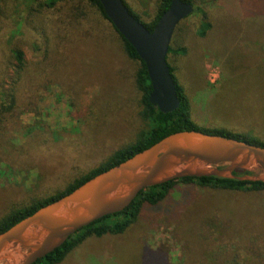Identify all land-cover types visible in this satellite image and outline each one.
I'll use <instances>...</instances> for the list:
<instances>
[{"label":"trees","instance_id":"16d2710c","mask_svg":"<svg viewBox=\"0 0 264 264\" xmlns=\"http://www.w3.org/2000/svg\"><path fill=\"white\" fill-rule=\"evenodd\" d=\"M122 1L149 31L171 2L150 0L139 12L136 0ZM182 1L193 7L187 17L199 14L197 32L204 37L211 22L206 20L200 0ZM183 21L175 29L166 56L180 104L176 110L164 113L149 102L152 88L144 61L115 29L99 0H0V163H5L13 173L28 172L33 167L38 170V178L30 188L17 183L0 185V232L174 132L197 129L264 146L256 136L200 128L192 120V101L179 84L174 65L178 55L186 51L183 46L174 47ZM23 45L34 51L35 59H25ZM89 83L99 85L100 91L79 114L78 131L55 133L45 124L38 127L36 122L37 126L32 127L22 123L20 113L36 110L51 84L72 97L78 88ZM70 104L76 105L74 98ZM126 112L130 117L124 119ZM123 120L132 122L127 133H116L108 127ZM234 174L252 173L237 169ZM179 186H184L180 200L186 208L202 199L207 204L221 201L230 207H264V182L217 176L183 177L142 189L124 210L79 229L33 264H60L88 238H119L135 226H145L143 212L158 209ZM213 220L206 223L214 233L212 250H202L211 258L204 256L205 259L211 264H260L253 262L250 255L255 254L252 245L263 238L264 232L239 241L216 229ZM228 238L230 242H226ZM246 248L247 256L239 260ZM225 254L231 257L226 259ZM145 255L141 264H158L161 259L153 252Z\"/></svg>","mask_w":264,"mask_h":264},{"label":"rangeland","instance_id":"374dc122","mask_svg":"<svg viewBox=\"0 0 264 264\" xmlns=\"http://www.w3.org/2000/svg\"><path fill=\"white\" fill-rule=\"evenodd\" d=\"M149 2L136 0L135 8L141 12ZM199 4L211 22L210 29L204 37L200 36L197 13L182 20L174 43V47L186 48L174 65L178 82L192 101V120L200 128L243 132L264 142V0H200ZM23 51L27 61L36 58L28 45H23ZM99 91L97 84H83L70 97L51 84L37 109L23 110L20 119L32 127L37 126L36 122L38 127L45 124L55 133L78 131L79 114ZM71 98L75 99V106L70 104ZM126 113L124 119L130 117ZM130 121L108 127L116 133H127ZM37 178L34 167L28 172L13 173L0 163V185L17 183L30 188ZM182 188L171 191L158 209L143 212L145 226H135L119 238H88L60 264H141L146 252L160 255L158 264H207L210 255L207 257L202 250L213 248V228L206 224L209 221L214 219L216 229L239 241L264 232V207H230L225 202L207 204L202 199L186 208L180 200ZM252 246L256 252L251 253V260L264 264V236ZM247 252L246 248L239 260ZM229 256L225 254L226 259Z\"/></svg>","mask_w":264,"mask_h":264},{"label":"water","instance_id":"95a60500","mask_svg":"<svg viewBox=\"0 0 264 264\" xmlns=\"http://www.w3.org/2000/svg\"><path fill=\"white\" fill-rule=\"evenodd\" d=\"M99 1L145 63L152 88L149 102L164 113L176 110L180 99L166 56L176 27L192 13V5L171 0L149 31L122 0ZM237 169L252 174L235 175ZM203 176L264 182V146L197 129L169 134L0 232V264H33L79 229L124 210L142 189Z\"/></svg>","mask_w":264,"mask_h":264}]
</instances>
